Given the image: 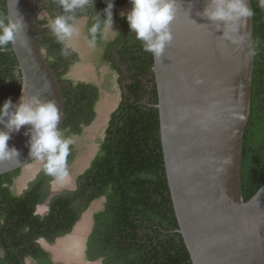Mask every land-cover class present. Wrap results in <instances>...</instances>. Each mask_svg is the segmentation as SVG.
Segmentation results:
<instances>
[{
  "label": "water",
  "instance_id": "1",
  "mask_svg": "<svg viewBox=\"0 0 264 264\" xmlns=\"http://www.w3.org/2000/svg\"><path fill=\"white\" fill-rule=\"evenodd\" d=\"M209 2L177 0L173 40L161 57L153 54L166 176L193 264H264V185L247 202L243 192L255 72L253 14L229 24L213 22L204 16ZM247 4L252 11V0ZM7 11L26 24L12 44L25 95L55 101L62 131L65 99L39 45L38 1L7 0ZM30 127L12 133L8 145L19 151V160H0V176L35 160L29 155Z\"/></svg>",
  "mask_w": 264,
  "mask_h": 264
},
{
  "label": "trees",
  "instance_id": "2",
  "mask_svg": "<svg viewBox=\"0 0 264 264\" xmlns=\"http://www.w3.org/2000/svg\"><path fill=\"white\" fill-rule=\"evenodd\" d=\"M97 5L101 3L97 0ZM130 2L119 0L118 3ZM255 43V72L250 119L243 146V192L249 201L264 185V7L252 0ZM77 18L83 15L76 10ZM56 14H60L56 12ZM8 15L7 0H0V16ZM113 19L116 22L115 15ZM129 30L114 44L124 43L120 53L123 66L113 58L108 62L126 84L124 98L112 114L101 147L89 169L78 178L71 193L52 199L49 215L41 219L35 207L48 198L43 188L53 176L46 172L24 196L12 198L14 206L6 209L14 227L30 226L38 236L50 242L71 233L82 213L95 200L105 198L103 210L95 214V227L89 238V258L105 257V264H193L175 215L166 176L160 134L158 93L153 72V53L131 32L126 18H120ZM41 33L39 32V30ZM38 41L46 60L62 87L65 99L63 133L78 134L95 118L93 108L100 95L92 84L63 85V75L77 61L69 59L65 43L37 24ZM93 39V35L90 33ZM109 58H107L108 60ZM22 73L12 44L0 49V106L11 98L13 104L21 93ZM75 157L70 146L66 167ZM18 172V171H17ZM11 175H2L0 180ZM20 238V237H19ZM21 242L19 241L18 244ZM17 244V245H18ZM7 261L20 264L9 254ZM7 264V263H4Z\"/></svg>",
  "mask_w": 264,
  "mask_h": 264
},
{
  "label": "clouds",
  "instance_id": "3",
  "mask_svg": "<svg viewBox=\"0 0 264 264\" xmlns=\"http://www.w3.org/2000/svg\"><path fill=\"white\" fill-rule=\"evenodd\" d=\"M264 7V0H260ZM65 12H72L77 8L94 3V0H59ZM131 10L126 14L131 32L143 42L145 51L151 52L159 58L165 48L173 40L171 24L177 14V0H130ZM113 0H109L103 10L106 17L102 24L97 17L90 32L93 34L92 46H95V35L100 32L101 37L107 40L109 33L113 31ZM247 0H210L204 10V16L210 21L229 24L238 22L243 18L252 16ZM122 16L125 14L122 13ZM74 19L71 16H57L49 24L52 33L61 43L72 38L78 31L74 24L69 23ZM26 28L22 17L15 18L9 15L0 16V49L15 44L17 38ZM25 45L27 41H24ZM62 55H67L62 50ZM61 115L55 101H43L39 96L25 95L21 86L19 104L14 105L11 98L5 100L0 106V125L5 130H0V160H19V151L13 146L9 148L8 142L12 133H19L24 126H31L30 157L44 162V170L57 181H63L68 176L66 160L70 146L74 143L71 137L65 138L63 131L58 130Z\"/></svg>",
  "mask_w": 264,
  "mask_h": 264
},
{
  "label": "flooded vegetation",
  "instance_id": "4",
  "mask_svg": "<svg viewBox=\"0 0 264 264\" xmlns=\"http://www.w3.org/2000/svg\"><path fill=\"white\" fill-rule=\"evenodd\" d=\"M37 1H38V11H39V14L37 17V24L40 25L42 29L43 28L48 29V32H51V29L49 27V24H50L49 20L40 18V15H42L44 11H46L48 15H50L53 19L61 15L71 16L74 19L70 20L69 23H72L74 25L81 19V17L82 18L87 17L86 19L88 22H87V26L85 27V31L87 33L88 39L91 42L93 41V39L90 37V33H91L90 29L93 26V24L97 22V17H99V21L102 24V21L106 18L103 14V10L107 7V4L109 2V0H99L101 3L97 5L98 3L97 0H94V3L86 5L83 8H77L73 10L72 12H65L64 8L59 3V0H37ZM118 1L119 0H113L114 2L113 15H115L116 19H118L116 22L114 21L113 27L116 29L115 32H117L118 34L113 35L109 33L107 40H104L101 37L100 32H97V34L95 35V54L97 56V60L99 61L101 65L102 64L111 65L108 61L113 58V60L116 63H118L119 65L122 64L123 74L127 75L126 71H127L128 65L123 59V56L121 55L122 53H120L121 49L123 48L125 44L119 43V45H116L114 43L119 41L120 38L129 31L127 27L119 19L126 18L125 13H124L125 14L124 16L121 15L123 13L122 12L123 6L128 4L132 8V5L130 2L118 3ZM76 10L82 11L84 14L79 16V18H77V14L75 13ZM56 12H59L60 14H56ZM39 32L41 33L40 30ZM64 43L66 45V52L69 56V59H72V56H74L73 54H76L77 61L73 64L75 65L81 59L79 55V51H77L71 45V43L69 42V39L66 40ZM107 58L109 59L107 60ZM72 66L63 75V78H62L63 83H64L63 85H69L71 83L73 85H77L80 83L94 85L93 83H90L88 81H84V80H80V81L74 80L73 81L72 79H70L68 77V73L72 69ZM120 79L122 82L121 75H120ZM124 83H129V82L124 81ZM94 86L98 89V92L100 95L99 87L96 85ZM96 105L97 103L95 104L93 108L95 115H96ZM103 140L104 138L102 139V141ZM102 141H101V144H102ZM89 167L87 169H89ZM32 172L33 174H31L32 176L31 180H29L21 188L19 186L21 185L20 181L28 173H32ZM44 173H45L44 162H41L39 160H34L25 167H22V168H19L18 170L7 173L8 175H11L12 183L7 184V180L9 179V177L0 180V264H4V263L15 264V262L7 261L8 257H10L9 254H11L13 259H18L20 264H56L53 261L52 253L47 249V244L56 243L60 238L64 236H59L54 240V242H50L47 238L43 236H38V234H35L36 232L31 230V227L28 225L23 226L22 228L14 227V223H15L14 220L7 219L8 216L6 213V209H11L15 205L12 198H17V197L21 198L22 196H24L26 192L31 189V186L35 184V182H37L40 178H42L41 176H43ZM7 174H4V175H7ZM54 182H58V181L55 178H53V180L49 182L48 187L43 188L42 186V190L43 191L45 190L44 192H48L49 195H48V198L44 202L39 203L35 207L34 213L35 215L39 216L41 219H44L49 215L50 204L53 198H55L56 196L62 195L66 191L71 193V191L73 192L75 190V189L74 190H64L62 193H55L53 192V189H52ZM44 205H46L47 207L46 211H44L46 209L44 208L45 207ZM93 227H95V220H94ZM92 232H93V228L90 234L86 236L84 243L80 240V237L78 239V236H77L76 238L72 237L68 239V241L65 243V246L72 249V251H70L72 255H77L79 253L80 247H82V244H83V247H84L83 254L87 262L105 264V257H99L98 259L92 261L90 260L88 256L89 255L88 244H89V238ZM19 241L21 242L20 244H18Z\"/></svg>",
  "mask_w": 264,
  "mask_h": 264
},
{
  "label": "rangeland",
  "instance_id": "5",
  "mask_svg": "<svg viewBox=\"0 0 264 264\" xmlns=\"http://www.w3.org/2000/svg\"><path fill=\"white\" fill-rule=\"evenodd\" d=\"M131 10L130 5H125L122 12L127 14ZM49 17V18H48ZM41 19H48L49 22L54 20L46 11L40 15ZM87 17L75 23L78 34L69 39L71 45L79 51L80 60L72 66L68 73V77L73 81H88L98 86L100 89V98L96 105V116L94 120L87 126L82 128V132L78 134L68 135L63 133L65 138L71 137L74 140L73 148L75 157L67 166L68 176L63 181L54 182L52 189L55 193H62L64 190H74L78 186V178L86 171L100 149L101 141L105 137L112 114L121 104L127 83L121 82L120 75L112 69L111 65L100 64L95 54V46L87 37L85 27L87 26ZM113 31L116 29L113 27ZM31 174L28 173L21 181V188L31 180ZM105 198L95 200L90 207L86 209L80 216L79 221L68 236H72L84 243L94 225L95 214L103 210ZM46 208L44 211L47 210ZM66 236V237H68ZM65 238V237H64ZM61 238L53 244H47V249L52 253L53 261L56 264H98L89 263L83 254V244L77 255H72L64 250V244L68 241ZM61 240V242H60ZM65 242V243H64ZM77 260V261H76Z\"/></svg>",
  "mask_w": 264,
  "mask_h": 264
},
{
  "label": "bare ground",
  "instance_id": "6",
  "mask_svg": "<svg viewBox=\"0 0 264 264\" xmlns=\"http://www.w3.org/2000/svg\"><path fill=\"white\" fill-rule=\"evenodd\" d=\"M65 243V242H64ZM71 243V242H70ZM64 246V250L67 251L68 253L72 254L70 251H72L71 248L69 247H66L65 244L63 245ZM70 246V245H69ZM71 247V246H70ZM77 261V260H76Z\"/></svg>",
  "mask_w": 264,
  "mask_h": 264
}]
</instances>
